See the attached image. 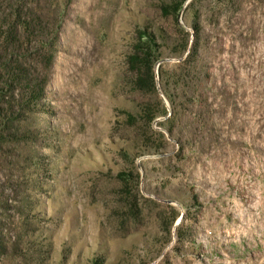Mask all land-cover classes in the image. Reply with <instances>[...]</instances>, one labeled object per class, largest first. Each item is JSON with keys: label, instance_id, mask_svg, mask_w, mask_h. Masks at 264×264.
Instances as JSON below:
<instances>
[{"label": "rangeland", "instance_id": "obj_1", "mask_svg": "<svg viewBox=\"0 0 264 264\" xmlns=\"http://www.w3.org/2000/svg\"><path fill=\"white\" fill-rule=\"evenodd\" d=\"M17 5L53 29L57 53L44 67L26 45L48 110L0 93V264H264V0H0V12ZM144 28L162 59L141 92L126 61ZM38 130V143L11 137Z\"/></svg>", "mask_w": 264, "mask_h": 264}, {"label": "trees", "instance_id": "obj_2", "mask_svg": "<svg viewBox=\"0 0 264 264\" xmlns=\"http://www.w3.org/2000/svg\"><path fill=\"white\" fill-rule=\"evenodd\" d=\"M168 10V7L162 6ZM12 10L8 14L0 12V93H17V97L10 96L9 106H18L22 110L38 112L49 109L41 104V99L45 95V87L48 85V76L41 77L32 72L27 63L30 54L27 44L39 43L41 48L36 49L40 63L44 67L52 65L56 50V37L53 29L42 25V19L36 14L27 13L20 5L10 7ZM162 45L156 35L146 28L138 29L131 50L127 56L128 69L134 75V85L141 92L155 91L156 88V67L162 59ZM162 65H159V70ZM5 96V95H4ZM17 102V103H16ZM38 111H37V110ZM6 112H13L11 108ZM153 110L145 109L143 115L148 122L153 119ZM20 118L18 113L6 115V124H12ZM45 134V133H44ZM41 130L27 133L13 134L11 137L19 142L34 141L38 143L44 135ZM10 137V136H9ZM44 146H49L48 142H43ZM37 151L32 155V161L36 169L47 168L48 162L38 155ZM5 251V245L0 240V254ZM103 259L93 258L91 264H103Z\"/></svg>", "mask_w": 264, "mask_h": 264}]
</instances>
